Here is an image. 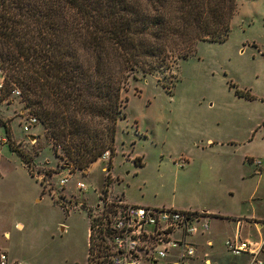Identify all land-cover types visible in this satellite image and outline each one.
Listing matches in <instances>:
<instances>
[{
  "label": "rangeland",
  "instance_id": "374dc122",
  "mask_svg": "<svg viewBox=\"0 0 264 264\" xmlns=\"http://www.w3.org/2000/svg\"><path fill=\"white\" fill-rule=\"evenodd\" d=\"M1 95L0 133L10 144L0 145L1 249L26 264H85L86 209L117 196L226 216L210 221L214 244L225 264L246 262L224 241L235 234L232 220L264 221V0H236L223 41H198L169 70L130 80L113 152L82 171L56 158L42 126L22 130L29 112L5 83ZM61 196L78 207L63 210ZM263 233L242 225L252 241Z\"/></svg>",
  "mask_w": 264,
  "mask_h": 264
},
{
  "label": "trees",
  "instance_id": "16d2710c",
  "mask_svg": "<svg viewBox=\"0 0 264 264\" xmlns=\"http://www.w3.org/2000/svg\"><path fill=\"white\" fill-rule=\"evenodd\" d=\"M235 7L236 0H0V71L56 158L82 171L113 152L130 80L169 70L198 41H223Z\"/></svg>",
  "mask_w": 264,
  "mask_h": 264
},
{
  "label": "built area",
  "instance_id": "2783aa9c",
  "mask_svg": "<svg viewBox=\"0 0 264 264\" xmlns=\"http://www.w3.org/2000/svg\"><path fill=\"white\" fill-rule=\"evenodd\" d=\"M4 78L0 71V91L4 87ZM11 94L19 97L20 91L12 88ZM24 122L22 130L27 132L37 120L28 114ZM6 143V134L0 133V145ZM108 154L109 151H105L101 159H107ZM68 176L69 173L59 179L60 187L66 184ZM76 187L86 190L80 182ZM60 199L63 210L78 207L62 196ZM86 213L89 235L85 264H213L206 255L199 256L195 245L189 241L191 237L208 231L206 212L142 207L117 196H102L98 197L95 207L86 209ZM224 248L233 256L249 255L248 264H264L261 259L264 256V236L258 243L241 241L238 237L228 238L224 241ZM0 264L24 263L9 259L0 251Z\"/></svg>",
  "mask_w": 264,
  "mask_h": 264
},
{
  "label": "crops",
  "instance_id": "0c3cea01",
  "mask_svg": "<svg viewBox=\"0 0 264 264\" xmlns=\"http://www.w3.org/2000/svg\"><path fill=\"white\" fill-rule=\"evenodd\" d=\"M146 207H150V206H146ZM151 207H159V206L156 205V206H151ZM160 207H164V205H162V206L160 205ZM170 207H173V206H170ZM174 208L177 209L176 207H174ZM178 209L179 210H190V211H203V212L208 213V215H210V216L205 218V221H207V224H208V231L206 233H199V234L191 237L189 239V241L195 245L199 256H201L202 254L206 255L208 257V259L213 264H225V260L222 256L223 254H225V252L221 253V251L218 250L217 246H215V244H214V238H213L212 234H210V221H212V220L223 221L224 220V221L229 222L230 219L227 218L226 216L221 217L219 214H214V213H212L208 210H204V209L198 210V209H191V208H185V207H179ZM232 221L235 222L234 224H235V230L236 231H235V234L229 238L238 237L241 241H247L249 243H258L261 240V238L264 236V233L259 234V240L258 241H252L251 238H249V237H242L241 236V229H242L243 223H244V225H249L250 227L252 226L254 229H257V232H261L262 229H264V222L262 220L257 221L252 216L249 219V221L244 220V222H243V220H241L240 218H237V219L232 220ZM16 226H17V228L22 227L21 224H16ZM5 235H7V234L5 233ZM226 239H228V238H226ZM0 251L6 253V255L8 256L9 259L19 261L18 260L19 258L16 255L11 254L9 252V250H5L4 248L3 249L0 248ZM239 256H242L245 259L246 262H244V264H248V261L250 259L249 255L242 254ZM261 259L264 261V256H261ZM24 264H26V263H24Z\"/></svg>",
  "mask_w": 264,
  "mask_h": 264
},
{
  "label": "water",
  "instance_id": "95a60500",
  "mask_svg": "<svg viewBox=\"0 0 264 264\" xmlns=\"http://www.w3.org/2000/svg\"><path fill=\"white\" fill-rule=\"evenodd\" d=\"M30 139H33V137H30Z\"/></svg>",
  "mask_w": 264,
  "mask_h": 264
}]
</instances>
